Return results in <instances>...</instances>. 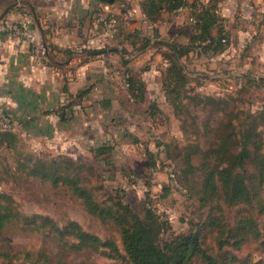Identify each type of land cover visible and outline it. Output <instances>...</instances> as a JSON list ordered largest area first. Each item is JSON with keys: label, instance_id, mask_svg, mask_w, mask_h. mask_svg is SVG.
<instances>
[{"label": "rangeland", "instance_id": "rangeland-1", "mask_svg": "<svg viewBox=\"0 0 264 264\" xmlns=\"http://www.w3.org/2000/svg\"><path fill=\"white\" fill-rule=\"evenodd\" d=\"M262 2L264 4L263 0ZM246 3L247 7L256 5L251 0ZM238 5L239 3L232 19L238 23L237 32H249L252 45L247 59L249 63L255 65V75L264 79V64L256 63L254 60L260 53L264 55L261 51V45H264V10L247 25L239 22L243 15ZM164 19L168 18H161ZM185 29L189 37L188 27ZM235 35L234 40L238 39V35ZM241 39L243 40L239 38V41L242 46L247 40ZM155 40L167 42L160 36ZM253 40L258 42L252 43ZM113 45H116V42ZM136 45L140 48L142 41L138 40ZM136 48L131 52H140L135 51ZM162 54L169 60L167 52ZM191 61L190 56L185 60L188 71L194 69ZM163 71V69L159 71L161 74L158 81L162 97H164ZM216 75L213 83L216 89L198 93L191 91L198 98L182 101L186 109L177 113L176 119L173 118L172 107L162 101L161 111L155 112V118L149 123L144 121L142 115L138 121L126 119L125 122L133 121L127 128L124 127V122L119 120V124H113V128L117 129L122 124L123 129L127 131L122 137L112 133L111 125L103 124V132L100 134L97 131L78 133L76 128L70 134L74 137L71 136L63 148L54 145L48 148L49 145L46 144L34 147L31 142L22 139H17L10 148L0 145V194L12 199L20 215L48 218L59 228L66 221H74L84 232L96 236L103 242L115 243L121 253L120 256L106 257L102 254L108 253L105 249L98 252L90 249L71 252L61 249L53 240L21 234L15 230L2 233L0 241L35 256L45 250L52 264L59 258L66 264H130L123 255L118 230L112 223L103 222L96 216L88 214L82 202L60 183L54 187L49 181H40L28 176L27 171L36 163L47 166L54 161L59 168V174H63L61 172L63 169L70 168L68 173L80 180V184L91 192L100 206L116 209L117 205H124L141 218L147 210H151L159 222L164 224L158 235L160 243L176 236L197 233L203 246L219 259L224 258L227 264H264V248L261 246V239H264V214H261L256 206L253 209L228 207L219 197H211L209 202L204 204L201 181L205 170L201 164L211 166L215 163L214 159L200 151V154L192 157L190 167L185 162L187 151L193 152L198 147L206 151L214 148L212 144L216 141V133H209L210 124L215 125L221 120L222 126L227 122L231 123L235 132L241 135L244 130L240 129L242 122L250 121L247 115L256 116L264 106V83L261 80L258 81L263 85L250 84L243 92H238V88L241 87L240 81L232 78L226 82L219 78L220 74ZM187 87L191 88V84L189 83ZM207 96L212 97L214 103L204 99ZM136 109L140 111L141 108ZM134 139L137 143L132 145ZM259 139L263 141L264 152V129L259 130ZM102 146L109 147L110 152L98 156L95 151ZM232 150L235 151L236 148ZM252 168L247 161L237 170L247 175L252 173ZM262 187L264 191V184ZM245 211L261 231L262 237L259 240L249 239L239 252H234L230 248L220 251L217 243L219 226L211 227L208 217L218 216L220 227L224 224L234 225L241 216L247 215Z\"/></svg>", "mask_w": 264, "mask_h": 264}, {"label": "crops", "instance_id": "crops-1", "mask_svg": "<svg viewBox=\"0 0 264 264\" xmlns=\"http://www.w3.org/2000/svg\"><path fill=\"white\" fill-rule=\"evenodd\" d=\"M209 1L186 0L185 7L171 14H162V17L168 19L155 24H150L145 19L139 8V0L106 2V11L123 21L125 33H136L140 38L150 40V45L131 54L129 52L133 48L126 43L124 47L129 54L123 56L113 45L115 41L110 49H116L117 53L89 55L92 52H84L85 44L95 33L96 17L101 12L100 0H0V16L4 13L0 22L14 24L30 13L36 27L34 17L37 19V29L48 48V63L36 61L32 57L28 41L0 32V110L11 116L14 125L12 132L18 140L29 141L34 147L46 144L49 145L48 148L53 145L63 148L76 128L78 133L97 131L100 134L103 132L102 125L108 124L107 126L111 125L112 133L122 137L127 134L122 124L117 129L113 128V124L119 120L127 128L142 115L144 121L149 123L148 107L151 103H156L161 109L164 101L158 81L161 74L159 71L166 61L162 54L166 48L154 37L160 36L167 42L185 46L189 38L185 28L188 27L190 32L193 13ZM238 1L243 15L239 22L247 25L264 10L262 0H251L256 4L252 7H247L245 0ZM217 2L223 26L232 39L235 34L238 39H233L231 47L216 56L193 52L189 54L194 71H189L188 76L207 79L191 81L190 92L216 89L213 86L215 82L212 81L216 74H220L221 78H245L248 75L251 79L264 83L262 77L255 75V65L247 59L252 45L250 34L245 31L237 32L238 23L232 19L237 0ZM129 8L135 13L127 18L125 11ZM239 38L241 41V38L247 40L244 45L241 46ZM261 46V51L264 52V45ZM260 54L254 60L264 64V55ZM185 60L181 59L182 67L188 68ZM123 65L138 76L143 84V98L138 102L131 101L128 92L111 80L113 72L124 69ZM137 107L141 108L140 111ZM126 119L133 121L125 122Z\"/></svg>", "mask_w": 264, "mask_h": 264}, {"label": "trees", "instance_id": "trees-1", "mask_svg": "<svg viewBox=\"0 0 264 264\" xmlns=\"http://www.w3.org/2000/svg\"><path fill=\"white\" fill-rule=\"evenodd\" d=\"M100 1L103 2V0ZM217 1L210 0L204 6L200 4L201 7L193 13L188 43L185 46L160 41L161 45L166 48L165 52L169 54V60L166 59L168 66L163 68L164 102L172 107L174 119L177 118V113L186 109V105L182 101L198 98L195 93L192 94L189 91L187 85L193 80L194 82L207 80L201 76L189 77L187 73L190 72L186 66L182 67L181 59H187L191 52L198 55L216 56L231 47L232 38L223 26V18L219 13ZM138 4L141 13L150 24L160 21L162 14H171L187 5L186 0H140ZM138 40L142 41L140 48L136 45ZM115 42V48L123 56L129 54L124 47L126 43H129L133 49L137 47L138 49L136 48L135 51L150 45V40L140 38L136 33L127 34L124 30L117 36ZM84 52L93 51L85 48ZM106 54L101 53V55ZM123 67L130 74L127 91L129 98L131 101L138 102L143 98V84L138 76L126 68V65ZM219 78L224 81L232 79L231 76L226 78L219 76ZM234 79L241 83L238 92H243L250 84H262L254 78L251 79L248 75L245 78L234 77ZM204 99L214 103L210 96L204 97ZM63 109L64 107L61 108V110ZM158 111H161L158 105L151 103L147 116L152 120L155 118L154 113ZM247 117L250 121L242 122L240 129L244 128V130L241 135L235 132L231 123L227 122L225 126H222L221 120L215 125L210 124L209 133H216V141L212 144L214 148L206 151L198 147L193 152L187 151L185 162L190 167L192 157L200 154V151L214 159L215 163L211 166L201 164L205 170L201 181L204 204L209 202L211 197H219L228 207L253 209L256 206L260 213L264 214L262 187L264 184V152H262L263 141L259 139V130L264 129V106L256 116L247 115ZM221 135H224L225 138ZM16 141L17 137L13 132L0 134V145L10 148ZM135 143H137L136 139L132 141V144ZM234 147L235 151L232 150ZM109 152L110 148L107 146L99 147L95 151L98 156ZM247 161L253 168L252 173L245 175L244 172L240 173L237 169ZM69 169H63L61 171L63 174H59L58 166L54 161H51L47 166L36 163L29 168L27 174L40 181H49L54 187L60 183L82 202L88 214L96 216L103 222L112 223L118 230L123 255L130 264H227L224 258L219 259L217 255L212 254L203 246L197 233L176 236L167 242L160 243L158 235L164 228V224L159 222L151 210H147L141 218L124 205H117L116 209L102 207L94 200L91 192L80 184V180L68 173ZM247 213L245 211V214ZM207 220L211 227L219 226L217 243L220 251L230 248L234 252H239L249 239L257 238L259 240L262 237L261 231L248 214L241 216L234 225L224 224L221 227L218 216L210 215ZM8 230L53 240L61 249L71 252L87 249L98 252V250L105 249L108 250V253L102 254L106 257L114 258L121 255L115 243L103 242L96 236L84 232L74 221H66L59 228L48 218L20 215L15 209L12 199L7 195L0 194V239L2 233ZM261 246L264 248V239H261ZM0 262L4 264H52L45 250L35 256L6 245L2 241H0ZM54 264L66 263L62 258H59Z\"/></svg>", "mask_w": 264, "mask_h": 264}, {"label": "built area", "instance_id": "built-area-1", "mask_svg": "<svg viewBox=\"0 0 264 264\" xmlns=\"http://www.w3.org/2000/svg\"><path fill=\"white\" fill-rule=\"evenodd\" d=\"M140 1V0H139ZM248 2L249 0H245ZM107 3L100 2L101 12L96 17V29L94 36L85 44V48L94 52L106 51L111 48L117 36L124 30V23L114 14L106 11ZM135 11L127 9L125 16L130 18ZM1 21V20H0ZM0 32L10 34L14 37L28 41L32 48V57L36 61L48 63V48L41 38L40 32L33 23L30 13L25 14L23 19L14 24L0 22ZM168 66V61L163 62V68ZM130 74L124 69H117L113 72L112 81L124 91H128V80ZM14 129L13 120L9 114L0 110V134L12 132Z\"/></svg>", "mask_w": 264, "mask_h": 264}, {"label": "water", "instance_id": "water-1", "mask_svg": "<svg viewBox=\"0 0 264 264\" xmlns=\"http://www.w3.org/2000/svg\"><path fill=\"white\" fill-rule=\"evenodd\" d=\"M111 1H112V0H105V2H107V3H111ZM30 9H31L32 14H34V13H33V10H32L31 7H30ZM3 15H4V13L0 16V20L2 19ZM34 21H35V23L37 24V27L39 28V24H38L37 19H36L35 17H34ZM42 40H43V39H42ZM110 52L117 53V50L114 49V48H112V49H108V50H106V51L92 52V53H90L89 55H98V54H101V53H110ZM122 61H123V60H122ZM124 62H126V61H124Z\"/></svg>", "mask_w": 264, "mask_h": 264}]
</instances>
